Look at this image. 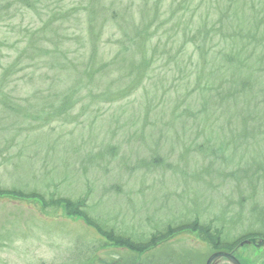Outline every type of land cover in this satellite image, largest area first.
I'll list each match as a JSON object with an SVG mask.
<instances>
[{"label":"rangeland","instance_id":"1","mask_svg":"<svg viewBox=\"0 0 264 264\" xmlns=\"http://www.w3.org/2000/svg\"><path fill=\"white\" fill-rule=\"evenodd\" d=\"M62 1L3 88L0 264H264L241 243L264 239V0H104L95 76L85 0ZM21 4L0 77L52 14Z\"/></svg>","mask_w":264,"mask_h":264},{"label":"trees","instance_id":"2","mask_svg":"<svg viewBox=\"0 0 264 264\" xmlns=\"http://www.w3.org/2000/svg\"><path fill=\"white\" fill-rule=\"evenodd\" d=\"M103 1L104 0H85V1L77 2L71 7V10H73L74 12L77 11L80 13V11L82 10L86 11V13L88 12V15L92 23L89 31L93 34V40H92L93 46L90 52L91 54L90 55V58H91L90 65H91V71L93 72L91 73V75L93 76L99 74L100 72L107 70L108 67L111 66L110 65L111 61L114 59V58H111V61L108 62L106 61V59L101 57V55H100V59L98 58L100 54L99 53L100 43L103 39L102 35L104 31L100 29L99 32L96 33L94 31L95 29L94 23H96L97 21L96 19H98V16L103 10H105V17H106L104 19L107 21H109L111 17L113 19H117L120 16L119 12L113 8L114 5L112 7H108L107 5L104 4ZM62 3H64V1L60 2V0H0V21L8 19L6 17H9V15H16V13H18L17 11H18L20 4L23 7H26L30 10L32 9L34 12L38 13L41 19L44 17L42 13L44 12V10L46 11L49 10L52 12L51 17L48 20H44L43 25L41 27L26 28L23 31L24 34L22 33L19 38H17L13 42H10L11 46L16 48L19 53L11 61V63L8 66L3 67L4 72L2 73L0 77V101L5 100L6 103H10L8 101L11 95L3 88H5L6 85L8 84L9 78H11L13 75L20 74L21 71L25 69V66L27 64L25 63L24 59L28 58L31 64L38 61L37 56L30 58V57H27V54L32 51L33 46H35V44L40 43L41 35H42L41 33L43 32L44 28L46 26L51 25L52 23H53L52 26H54L55 20H58V19L65 20V18L71 15L69 14L70 11L66 12L65 14H62L63 13L62 8L59 6V4H62ZM98 3L102 5V8L99 6L96 8V5ZM56 6L61 8L60 13L55 10ZM6 24H8V22H6ZM54 37L58 39L59 35L57 36L55 33ZM144 40L149 42L148 34L145 35ZM0 42L3 45L8 44L9 46V41L6 42L4 40ZM123 45H124V48L120 50L121 52L126 47L125 44ZM120 51L116 52V54L113 57L119 55ZM230 58L232 59V62H233L234 53L232 56L227 57L228 61L230 60ZM147 65H149V63H147Z\"/></svg>","mask_w":264,"mask_h":264},{"label":"water","instance_id":"3","mask_svg":"<svg viewBox=\"0 0 264 264\" xmlns=\"http://www.w3.org/2000/svg\"><path fill=\"white\" fill-rule=\"evenodd\" d=\"M255 241H256V239H252L251 240L252 243L255 242ZM220 257H225L226 259L232 261L234 264H241L240 261L234 257V255L228 254V253H225V252H220V253H216V254L212 255L209 258L208 264H212L213 261H215V259H218Z\"/></svg>","mask_w":264,"mask_h":264},{"label":"flooded vegetation","instance_id":"4","mask_svg":"<svg viewBox=\"0 0 264 264\" xmlns=\"http://www.w3.org/2000/svg\"><path fill=\"white\" fill-rule=\"evenodd\" d=\"M252 239H256L255 242L251 243L252 247L256 248V249H262L264 250V239L261 237H257V236H252V238L249 239H245L244 241H242L241 243L245 242L246 240H252ZM261 258V257H259ZM261 260V259H260Z\"/></svg>","mask_w":264,"mask_h":264}]
</instances>
